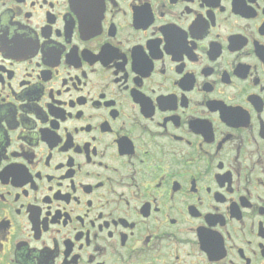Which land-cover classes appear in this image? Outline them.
Masks as SVG:
<instances>
[{"label": "flooded vegetation", "instance_id": "obj_1", "mask_svg": "<svg viewBox=\"0 0 264 264\" xmlns=\"http://www.w3.org/2000/svg\"><path fill=\"white\" fill-rule=\"evenodd\" d=\"M0 264H264V0H0Z\"/></svg>", "mask_w": 264, "mask_h": 264}]
</instances>
